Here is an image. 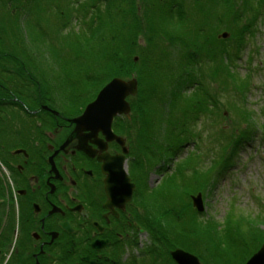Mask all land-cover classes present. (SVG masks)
I'll use <instances>...</instances> for the list:
<instances>
[{
  "label": "trees",
  "instance_id": "1",
  "mask_svg": "<svg viewBox=\"0 0 264 264\" xmlns=\"http://www.w3.org/2000/svg\"><path fill=\"white\" fill-rule=\"evenodd\" d=\"M53 1L60 15L68 10L64 20L57 14L53 19V9L47 12L39 5L42 0H0V84L16 83L6 87L10 92L29 90L18 84H45L57 102L65 101L77 114L103 83L113 77L135 78L138 90L128 99L130 119L118 118L113 127L131 142L130 176L142 188L136 189L134 215L147 242L142 244L137 264H176L169 254L175 248L196 255L201 264H219V260L245 264L264 242V231L254 232L245 225L249 221L264 225V214L247 213L244 225L241 220L245 218L235 211L221 221L201 218L190 200L194 193L205 191L203 183L209 176L192 169L203 161L199 149L190 151L192 158H183L174 169L169 165L186 145L198 144V125L208 113L218 116L222 95L235 92L243 98L247 92L250 81L234 65L244 54L247 40L258 32L257 23L261 18L264 22V0H247L243 6L237 0H200L203 4L197 7L186 5L188 11L184 0L176 5V0H149L141 6L142 15L136 13L133 0H101L105 10H97L96 21L90 22L85 20L87 11L98 9L96 3ZM110 3H117L116 11L123 12L125 19L116 22L115 11H108ZM75 10L82 27L67 24ZM40 17L52 25V32ZM223 32L227 38L220 37ZM126 35L133 38L122 39ZM139 37H143L142 44ZM111 54L113 62H109ZM61 86L66 90H60ZM226 102L246 121V127L236 137L231 132L221 138L222 167L255 129L249 111L241 112L243 107ZM168 168L170 173L162 172L152 192L156 195L146 181L139 180L140 170Z\"/></svg>",
  "mask_w": 264,
  "mask_h": 264
},
{
  "label": "flooded vegetation",
  "instance_id": "2",
  "mask_svg": "<svg viewBox=\"0 0 264 264\" xmlns=\"http://www.w3.org/2000/svg\"><path fill=\"white\" fill-rule=\"evenodd\" d=\"M18 85L29 90L10 92L6 87L16 83L0 84L6 90L0 92V264H137L139 234H147L134 215L131 142L113 127L130 116L112 121L135 185L122 208L107 195L98 159L122 153L121 146L101 132L85 140L94 156L82 150L88 132L66 143L76 127L70 120L84 107L72 117L58 111L47 85Z\"/></svg>",
  "mask_w": 264,
  "mask_h": 264
},
{
  "label": "rangeland",
  "instance_id": "3",
  "mask_svg": "<svg viewBox=\"0 0 264 264\" xmlns=\"http://www.w3.org/2000/svg\"><path fill=\"white\" fill-rule=\"evenodd\" d=\"M75 1L76 0H73L74 3H76ZM78 1V4L83 3L84 1H87L88 4L96 3L98 7V9H88V18L85 19L88 22H90L91 20L96 21V18L94 19V17L97 12L105 10L106 5L103 7L104 3H102L101 0ZM92 1H94V3ZM144 1L149 2V0H133V3H136H134V7L138 15H142L144 12L143 7H141L142 4H144ZM160 1L164 2L165 0ZM181 1L182 0H176L173 3L176 5ZM52 2L54 1L42 0L41 4L39 5H43L45 9H47V12L50 11L51 7L53 9V19H55L54 14H57L64 20L65 14L68 12V10L60 15L58 13V7H55ZM62 2L65 3L64 0H62ZM99 2L101 4H99ZM183 2L185 4V6L183 7L187 11L190 9V6L197 7V5L203 4V2H201L200 0H184ZM120 3H122V0H120ZM246 3L247 0H237L236 4H238L239 6H243ZM76 4L73 9H76ZM116 6L117 3H112L108 11H115L114 13L117 14L115 20L116 22H120L121 20L125 19L123 16L125 14L123 12L119 13L118 11H116L118 9V7ZM82 10L83 8H80L79 10V14L81 17L84 13L82 12ZM54 11L57 13H54ZM124 12H126V8ZM102 14H104V12H102ZM77 18L79 17L77 16ZM77 18L75 10L73 18H71V21L68 20L67 24L69 23L70 26H75V28H77V26L82 27V23L80 22V20H77ZM262 20L263 18H261L257 23L258 32L254 34V37H250V39L247 40V44L243 52L244 54L242 55V57H240V60H237L236 65H234V67L236 66L235 68L239 75L242 78L247 77V80L250 81L244 97L242 98L241 96L234 94L235 92H232L227 96L222 95L220 99L223 102V105L220 111L217 113L218 116L208 113L206 116L207 118L202 120V122L198 125L197 130L195 129L196 131L199 130V139L196 142V144H198L195 145V147H192L194 145L191 144L186 145L183 151L179 152L180 154L178 155V157L176 159L173 158L171 164L169 165L172 169H174L176 163L183 158L185 159L189 156H191L192 158V155L189 154L190 151H195L197 148L199 149L198 152L200 153L198 157H200V159H203V161L197 162L195 167H193L192 169L194 170V172H207L209 174L208 180L203 183L205 191L201 193L204 202V212L201 213L200 217L203 219H213L214 221H221L228 212L235 211L236 213H240L241 217L245 218L241 220L242 225H244L246 223L245 220L247 219V213L254 216L257 214H264V22L262 23ZM40 22L42 24L50 26V32L53 31H51L52 25L42 17H40ZM62 22L66 23L65 21ZM128 37L131 36L126 35L123 36L122 39L126 40V38ZM132 38L133 37H131L130 39ZM138 41L139 44H142L143 37H139ZM71 52L73 53V50H71ZM114 52L115 51L113 50V53ZM112 55L113 54H111V56L109 57V62H113L114 60ZM107 82L103 83V85ZM212 87H216V84L213 83ZM60 90H66V87L61 86ZM96 94L97 92L94 94V97L96 96ZM71 97L73 98V96ZM226 101L235 102L239 106L243 107L241 112H243L244 109L249 111L251 113V118L254 125L253 127L255 129L251 134V138L242 143V145L239 146L237 152L233 153L230 160L225 164L224 167H222L219 163L221 159L220 155L223 150V148H221L219 144V142L222 140L221 138L229 135L231 132H233L235 135H238L241 129H245L246 127V121L240 120L238 118L239 115L235 111L230 109V105H228ZM56 105L58 111L60 110V112H62L63 114H68L72 117L76 115V113H72L70 111V108L67 107L69 105L66 104L65 101L61 100V102H56ZM72 119L70 120L71 122ZM133 134H135V132ZM140 157L142 159L144 156L141 154ZM134 160L135 159L133 158V161ZM190 162L192 163V161ZM142 165H144V162H142ZM190 169L191 168L189 167V169L187 170L188 175L190 174ZM212 170H214L215 173H213ZM140 171L141 175L139 176V180L146 181V186L149 187L151 193L154 191L155 187H157L156 185L160 182L162 172L163 174L164 172L170 173L169 168L166 171L154 170L149 173L145 169ZM210 177L212 179H215L214 183L210 179ZM137 189L140 191L142 190L140 186ZM194 194L195 196L197 195L196 193ZM132 197L136 202V195L134 197L132 194ZM250 218L252 217H248V219ZM249 223V225L248 222L246 223V228L252 227L254 232L258 233L264 231L263 224L255 225V221H249ZM139 241L142 244L146 243L147 236L144 234H139ZM261 244H264V242ZM221 262L222 260L218 261L219 264H223V262Z\"/></svg>",
  "mask_w": 264,
  "mask_h": 264
},
{
  "label": "water",
  "instance_id": "4",
  "mask_svg": "<svg viewBox=\"0 0 264 264\" xmlns=\"http://www.w3.org/2000/svg\"><path fill=\"white\" fill-rule=\"evenodd\" d=\"M220 37L226 38L227 34L222 33ZM137 86L135 78L113 77L109 80L100 88L95 98L85 105L82 113L72 119L76 127L66 141L67 143L74 137L80 138L82 132H88L84 136L82 150L92 156L94 153L85 147V140L91 137L95 138L98 132H101L107 141L115 140L121 146L122 153L114 156L105 154L99 156L98 159L103 161V171L107 175V195L121 204L122 208L130 200L135 185L131 182L125 169L127 150L124 148V140L112 131V121L117 116H129L131 108L127 98L136 95ZM114 186H117L118 190H114ZM192 202L198 213L204 211L201 194L192 196ZM170 256L176 264H201L197 256L180 248L170 251ZM245 264H264V244Z\"/></svg>",
  "mask_w": 264,
  "mask_h": 264
},
{
  "label": "bare ground",
  "instance_id": "5",
  "mask_svg": "<svg viewBox=\"0 0 264 264\" xmlns=\"http://www.w3.org/2000/svg\"><path fill=\"white\" fill-rule=\"evenodd\" d=\"M137 90H138V87H137Z\"/></svg>",
  "mask_w": 264,
  "mask_h": 264
}]
</instances>
